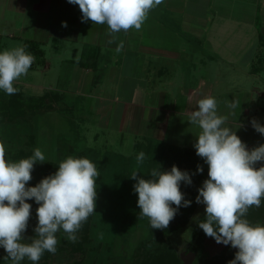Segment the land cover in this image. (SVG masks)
Segmentation results:
<instances>
[{
    "label": "crops",
    "instance_id": "crops-1",
    "mask_svg": "<svg viewBox=\"0 0 264 264\" xmlns=\"http://www.w3.org/2000/svg\"><path fill=\"white\" fill-rule=\"evenodd\" d=\"M163 1L150 11L139 31H121L113 39L107 25L82 22L79 6L67 0H0V40L18 38L17 46L25 40L37 42L43 56H34L29 78L32 72L51 68L53 51L67 45L77 53L70 74L61 79L65 86L40 85L45 90L42 95L59 92L62 98L73 93L72 108L82 100L81 130L91 140L87 144H103L98 146L115 152V163L129 160L131 166L132 149L135 156L144 152V161L149 160V149L160 151L166 145L195 150L200 129L188 122V116L196 100L205 96L217 100L218 114L227 117V126L248 150L264 144V135L251 124L255 119L264 125V0ZM180 3L185 7L179 9ZM167 5L178 9H166ZM189 14L192 21L185 25L183 19ZM167 34L172 42L179 40L170 48L165 45ZM58 55L61 63L67 60V53ZM68 83L75 84L67 87ZM14 86L38 88L39 84L22 76ZM234 99L240 105L235 109L229 107ZM99 160L94 158L101 172Z\"/></svg>",
    "mask_w": 264,
    "mask_h": 264
},
{
    "label": "clouds",
    "instance_id": "clouds-1",
    "mask_svg": "<svg viewBox=\"0 0 264 264\" xmlns=\"http://www.w3.org/2000/svg\"><path fill=\"white\" fill-rule=\"evenodd\" d=\"M78 5L82 22L107 25L109 35L121 31H139L150 11L163 0H67ZM66 27L67 23L62 22ZM27 45H18L0 52V90L16 94L15 82L28 74L35 57L27 52ZM123 42L117 47L120 51ZM188 122L199 127L194 148L208 166V178L198 189L196 203L205 206V219L198 227L216 243L237 249L228 264H264V224L247 219L249 209L259 208L264 199V144L248 150L246 144L228 125L226 116L218 114V102L212 96L197 99ZM238 100L229 107L235 109ZM253 128L264 135V125L253 119ZM241 126V125H239ZM45 155L35 148L33 155L12 161L6 158V145L0 141V248L12 264L27 259L38 264L45 252L55 254L57 233L61 230L68 241L75 243L77 233L95 213L96 180L99 171L86 157L68 156L59 163L54 174L41 179L35 186H27L37 163H44ZM145 153L136 157L137 169L130 178L136 180L134 192L138 196L139 219L148 218L152 229H166L180 207L191 201L184 198L181 182L191 184V176L173 165L170 171L160 166L150 171V178L140 176L138 167ZM260 164V167H257ZM203 172V167H197ZM34 200L37 225L35 235L25 237ZM175 205V207H173ZM103 239V234L100 235Z\"/></svg>",
    "mask_w": 264,
    "mask_h": 264
},
{
    "label": "rangeland",
    "instance_id": "rangeland-1",
    "mask_svg": "<svg viewBox=\"0 0 264 264\" xmlns=\"http://www.w3.org/2000/svg\"><path fill=\"white\" fill-rule=\"evenodd\" d=\"M213 2L212 4H214ZM178 6L179 9L185 7L183 3ZM172 7L167 5L166 9L175 10V7L178 9L177 6ZM215 7L219 9V1ZM211 8L214 9V6L212 5ZM191 16L189 14L188 17H184L183 23L185 25H190L188 20L192 21L193 17ZM4 39L6 43L4 40H0V52L17 46L18 38L6 37ZM166 39L168 40H165V45L168 47L176 45V42L179 41L172 42L171 36L169 37L168 34ZM70 49L65 45L63 49L57 50V53L60 51L61 54L67 53L65 55L67 60H64L63 63L59 61L61 56H57V53L53 51L51 68L48 71L32 72L30 73L32 74L31 78L25 75L26 81L36 82L39 84L38 88L28 86L18 88H21L23 93L37 97L45 93L41 86H44L45 89H49L51 84L55 85L54 88H60L61 85L65 86L61 79L64 77L63 75L70 74L69 70L74 65L71 59H78L77 53ZM46 51L49 54L50 49L48 48ZM128 54L131 55V52L129 51ZM152 61L158 62L154 59ZM73 84L68 83L67 87H73ZM70 94L73 95V93L62 94L61 98L58 92V98L52 99V103H49L48 100L38 102L37 104H41V106L36 105L39 107L36 113L28 112L25 118L15 124L0 118V141L6 145V158L9 160L18 161L24 156V158H28L33 155L35 148L41 149L46 157L45 162L55 163L57 167L68 156L86 157L95 164H97L94 161L95 157L101 159L98 165L103 169L101 172L99 170V177L96 180L95 213L90 215L87 220L86 235L83 237L82 243L75 242L76 244H74L68 241L65 233L61 230L56 234L59 241L56 253L53 255L45 252L38 264H149L150 261L153 264H207V262L227 263L228 259H234L237 249L232 248L231 245L216 243L213 238L206 236L203 230L198 227V222L205 219V206L203 204L197 203L189 214L187 213L189 207H180L177 214L181 213L180 218L186 220L185 223L177 229L167 232L165 236L161 237L162 240L158 239L159 237L151 228L148 218L139 219L138 196L133 188L137 181L129 176L133 171L132 168L137 166L136 149H132V165L130 166L129 160L115 163V152L107 153L108 150H103L102 146H98L99 143L97 146L88 145L87 143H90L91 140L87 139V133L81 130V125L84 122L83 109L81 108L82 100H76V105L73 104L72 108L69 102L74 101V97ZM81 134L85 136H81ZM102 140V135H100L97 141L101 142ZM105 148L107 149V147ZM155 149L151 151L149 149L147 156L149 160L144 161L138 167L140 174H145L143 175L144 178H149L150 173L148 174L147 171L152 170V165L158 158V150ZM98 150L100 152L97 155ZM44 163L34 165L32 179L29 182L32 186L38 184L44 177L54 174L58 169L51 167L46 172V169L42 170ZM121 163L123 164L121 165ZM185 165V163H181L179 166L183 169ZM122 172L125 176H119ZM199 188V186L196 189L192 188L194 193L189 197L192 202L196 201ZM27 202L32 205V209L28 229L24 234L26 238L35 235L33 229L38 223L36 217L38 205L34 200ZM101 234H103V239H100ZM77 235L78 240L81 241V232L79 231ZM221 254L225 255L224 260L220 257ZM5 256L6 253L3 248H0V264H12L11 260L6 259ZM207 259L208 261H206ZM21 264H31V262L25 259Z\"/></svg>",
    "mask_w": 264,
    "mask_h": 264
},
{
    "label": "trees",
    "instance_id": "trees-1",
    "mask_svg": "<svg viewBox=\"0 0 264 264\" xmlns=\"http://www.w3.org/2000/svg\"><path fill=\"white\" fill-rule=\"evenodd\" d=\"M23 45H27L25 50L31 53L32 55L36 56L37 58L43 56V51L38 47L37 42L25 40ZM56 98H58V94L56 95L54 93H46L44 95H40L39 97H29V96H25L23 92H21L20 90L14 95L0 94V118H2L5 121H8L9 123L15 124L17 123V121H21L23 118H25L28 112L36 113V111H38L37 109L39 108V107H36V105L41 106V104H37L38 102L42 100H48L49 103H52L51 102L53 101L52 99H56ZM157 153H158L157 154L158 158L153 164V168H158L160 166L162 171H170L171 167L175 165L181 171H187L189 175L191 176L192 183L190 185L184 182H181V185H180L181 191L184 193L186 200L191 201L190 206H188L189 209H187V213L188 214L191 213V211L194 209L197 203L196 201L192 202V199L191 198L189 199V197L194 193L192 191V188L196 189V187L198 186L202 187L203 181L208 178L207 164L204 162V160L201 157L196 155V150L194 149L192 150L186 149V148L183 149L178 146L177 147L164 146L162 150L158 151ZM181 163L186 164L183 169H181L179 166ZM198 165L203 167L202 173L197 171ZM260 166H261L260 164H257V167H260ZM51 167H53L54 169L58 168L55 163L46 161L42 165V170L46 169V172H47L51 169ZM28 186L31 187L32 184L29 183ZM180 217H181V213L176 214L174 219L171 221V225L169 224V227L166 229H163V230L154 229L156 236L159 237L158 238L159 240H162L161 237L165 236L167 232L175 230L185 223L186 220L181 219ZM247 219H249V221L252 223L264 224V199H262V203L259 208L252 207L249 209V212L247 214ZM87 224H88L87 222L83 224L84 228L80 230L82 234L81 235L82 239L81 241L77 240V242L82 243L83 237L86 235L85 233L87 229ZM156 230L158 231L156 232ZM220 257H222L223 259L225 255L221 254ZM206 261H208V259ZM227 261L229 262L231 260L228 259ZM228 262L227 263L225 262L224 263H221V262L208 263L207 262V264H228ZM149 264H153V262L150 261Z\"/></svg>",
    "mask_w": 264,
    "mask_h": 264
}]
</instances>
